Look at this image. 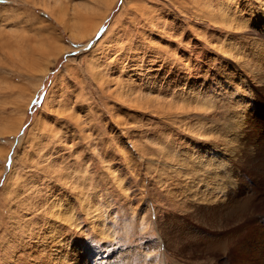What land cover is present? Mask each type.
Masks as SVG:
<instances>
[{
  "label": "rangeland",
  "instance_id": "rangeland-1",
  "mask_svg": "<svg viewBox=\"0 0 264 264\" xmlns=\"http://www.w3.org/2000/svg\"><path fill=\"white\" fill-rule=\"evenodd\" d=\"M222 9L246 27L228 29ZM263 10L261 0H0V264L69 253L80 264H230L231 249L181 256L176 174L184 155L216 156L197 125H221L232 93L254 97L241 60L221 48L257 53ZM242 171L253 203L242 216L212 206L188 220L197 232L264 226L263 182Z\"/></svg>",
  "mask_w": 264,
  "mask_h": 264
},
{
  "label": "bare ground",
  "instance_id": "bare-ground-1",
  "mask_svg": "<svg viewBox=\"0 0 264 264\" xmlns=\"http://www.w3.org/2000/svg\"><path fill=\"white\" fill-rule=\"evenodd\" d=\"M261 1L264 4V0H261ZM222 5H221V7H222ZM227 6L229 7V5H227ZM48 8L50 10H52L50 7H48ZM48 8L46 7V10ZM208 11H210V10L208 9ZM227 11H229V10L227 9ZM226 13H228V12H226ZM51 14L54 15V12H51ZM224 14H225L224 10L222 9V15L224 16ZM230 14H231V19L229 16ZM230 14H228L226 17L224 16V18L222 17V19H221L222 23H227L228 29H230V28L234 29L235 24H236V26L239 25L240 29H244V27H246V23H247L245 21L246 19L245 20H243V19L237 20V21H239V22H237L236 20H234L235 16H234L233 10H231ZM77 15H78V17L75 18L76 22L74 25V29L76 26H78L77 24L86 17V13L85 14L78 13ZM214 15H216V14H214ZM251 15H252V12H251ZM106 16H107V14H106ZM260 16L261 17L259 19L264 20V18H263L264 16L263 15H260ZM61 18H62V15L60 13L56 14V19L62 24L63 19H61ZM203 19H204V17H203ZM210 19H212V18H210ZM83 24H84V22H83ZM98 29H97V31H98ZM110 33H112V31ZM110 33H109V35H110ZM113 33H114V31H113ZM88 34H87V36H88ZM79 35H80V33H79ZM107 38H108V36H107ZM106 41L108 42V40H106ZM263 43H264V41L262 42L261 46L258 45L259 50L257 51V53L252 50L253 47L251 48L250 53L253 56H249V58L246 56L244 51H242V52L238 51V48H240V47H238V45L236 46L234 44V46H233V45H230L228 43H227V45H225V43H223L225 45V47H223L224 46L223 45L222 46L223 48H221L222 50H224V52H225V50L227 52H231L233 57L235 59L237 58L236 59L237 61L241 60L240 63L242 65L241 64L240 65L242 66V69L244 70L243 73L245 74V72H246V74H248L249 77H251V78H248L250 81L249 86H250V89L253 90V91L252 90L251 91H252V93H254V94H252V95H254V97H252V99H250L247 104H245V103L240 104V103L236 102L237 100L235 98L232 97V95H234L232 93L230 95V98L232 100H235V101L231 100V104L228 107L229 108L228 114H229V112H230V114L227 115V118L224 119L223 121L220 120L221 125L217 124V125L213 126V124H212V126L208 127V126H206L207 124L206 125L204 124L206 126L205 127L202 124L200 125L199 123H197V124H199L197 126L198 127L200 126L199 129H201L198 131V136H199L198 139L203 138L204 140L206 139V140H210L211 142H213L214 149L216 150V153H215L216 156L212 160L209 159V161L207 160V162L205 161L204 163H200V161L196 162L197 160H195V159H197V158H193L190 155L189 156L188 155L182 156L184 158V162L183 161L181 162L179 160L182 163L181 164L182 169L180 170L181 171L180 174L178 173L176 175H180L181 176L180 178L182 181V187L180 189L181 191L180 192L178 191L180 194V204H181L180 206H181V210L183 211V213L187 214L186 218H188V219H185L184 225L181 226V227H183V228H181V232H180V229H178L179 230L178 232L180 234V240L179 241H180L181 246H180L179 250H180L181 256L185 253L189 254V255L194 254V256H196L197 253L204 255L203 253H205V252H207L209 254V256H210V254L212 256H214L215 254H218V253H224V255H225V254H228L229 250L231 249L230 253L228 254V256H229L228 261L230 262V264H264V226L257 227V225L255 223L252 225L253 229H251V230H248V231L246 230V232H244L242 230V228H237V230L235 229L234 233L231 231V228H229V225L228 226H220L219 229L222 228L225 231V234L221 237L216 232L203 233L202 230H200V232H197V230L199 228L197 227L198 229L196 230L194 228L196 226L194 225V227H192L193 224H190L191 222L188 221V220L192 221L193 217L197 218V217H200L202 214H208V215L212 214L214 216L215 214L212 212L213 209H212V211L210 209L212 206H213V208L215 206L217 208L218 207L221 209L223 208L224 212L223 211H220V212L223 214L224 217L234 215V213H236V214L238 213L239 216H242V214H240V213H242V211H244V213H245L247 206L251 205L254 201V198H255V196L253 194H251V191L254 189H252L251 186H249L248 183L245 181V176L243 175L242 170L248 171L249 173H247V174H250L253 177L251 180L256 181V183H258L259 185H260L259 180H261L263 182L262 186H264V67L262 66V64L264 65V46H262V45H264ZM105 45H106V43H105ZM96 46H98V45H96ZM226 46L228 47V49L226 48ZM255 47H257V46H255ZM96 48H98V47H96ZM101 49H103V48H101ZM92 50H94V49H92ZM236 50L239 53H237ZM255 50H256V48H255ZM233 51H235V53H236L235 56L233 54ZM97 52H95V53H97ZM93 53H94V51H93ZM90 55H93V54H90ZM232 55H230V56H232ZM254 57H256L257 59H254ZM235 64H236V62H235ZM259 72H261L260 75L262 74L260 76L261 78H259ZM239 76H242V75H239ZM152 88L154 89V87H152ZM189 91H190V89H189ZM50 93H53V92L51 91ZM185 94H187V93H185ZM191 94H193V92H191ZM194 94H195V92H194ZM51 95H53V94H51ZM197 95H196V97H197ZM191 98H192V95H191ZM178 99H179V97H178ZM193 100H195V99H193ZM241 101H243V100H241ZM184 102H185V100H184ZM187 102H188V100H187ZM192 102H194V101H192ZM48 103H50L49 105H52L51 102H48ZM190 103H191V101H190ZM43 104H45V103H43ZM47 106H48V104H47ZM181 106L183 107V105H181ZM201 106L199 108H201ZM204 107H205V105H204ZM204 107H202V108H204ZM184 108L182 109V111L183 110L185 111V109H187L188 107L185 109ZM195 108H197V107H195ZM204 109H207V108H204ZM204 109H203V111L205 112L206 110H204ZM241 109L243 111H240ZM197 110L199 111V109H196L195 112ZM195 125L196 124H194L192 129L190 127L189 130H191V132H195L193 129V128H195ZM195 133L193 135H195V137H196L197 133L196 134ZM192 137H194V136H192ZM192 141H194V139ZM204 143H205V141H204ZM190 144H191V142H190ZM190 144H189V146H190ZM197 146L198 145H196V147ZM204 148H203V150H204ZM210 149H211V147H210ZM196 152H197V150H196ZM208 155H209V153H208ZM223 156H225V159H226L225 162H224L225 159L223 158ZM208 158H209V156H208ZM246 171H244V172H246ZM220 194H221V196L222 195H224V196L221 197ZM254 194H255V192H254ZM225 196H227L228 202H227V199L224 198ZM221 200H222V202L225 203V206L220 204ZM89 207H91V206L89 205ZM219 208H218V212H219ZM236 209H238V210H236ZM89 211L91 212V210H89ZM216 211H217V209H216ZM51 212H54V211H51ZM62 217H63V215H62ZM66 217L67 216H64L63 219H61V220H64V223H66V221H67V224H68V218H66ZM215 217H213V218H215ZM71 220H72V218H71ZM193 221H195V219H193ZM262 223H264V219H262ZM69 225H70V223H69ZM208 228H209V226H208ZM245 228H247V227H245ZM210 229H212V228H210ZM243 234H247V236L244 238L245 241H238L239 236L241 235L243 237ZM172 237H170V238H172ZM172 240H174V239H172ZM64 248H66V247H64ZM51 250L53 251V248ZM58 250H60V248ZM60 252H62V251H60ZM70 258H72V259H70ZM212 259L213 258L209 259L210 262ZM52 260H54V258H52L51 261ZM64 260H65V258H64ZM64 260H63V262H64ZM65 261H67V260H65ZM184 261L185 260L183 259V263H184ZM205 261H202L201 259L198 260L197 258H195V261L192 260V264H203V262H205ZM207 262L210 263L209 261H207ZM61 264H80V261H79L78 256H77V259H74V256H71L69 253L68 261L65 263H61Z\"/></svg>",
  "mask_w": 264,
  "mask_h": 264
},
{
  "label": "water",
  "instance_id": "water-1",
  "mask_svg": "<svg viewBox=\"0 0 264 264\" xmlns=\"http://www.w3.org/2000/svg\"><path fill=\"white\" fill-rule=\"evenodd\" d=\"M92 43H90L89 45H91ZM9 160H10V158H9ZM10 162V161H9Z\"/></svg>",
  "mask_w": 264,
  "mask_h": 264
},
{
  "label": "snow or ice",
  "instance_id": "snow-or-ice-1",
  "mask_svg": "<svg viewBox=\"0 0 264 264\" xmlns=\"http://www.w3.org/2000/svg\"><path fill=\"white\" fill-rule=\"evenodd\" d=\"M26 2H27V0H26Z\"/></svg>",
  "mask_w": 264,
  "mask_h": 264
}]
</instances>
